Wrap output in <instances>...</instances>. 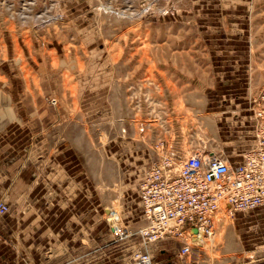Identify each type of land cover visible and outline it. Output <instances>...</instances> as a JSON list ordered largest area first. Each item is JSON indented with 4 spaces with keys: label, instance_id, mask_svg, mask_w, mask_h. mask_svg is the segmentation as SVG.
<instances>
[{
    "label": "rangeland",
    "instance_id": "rangeland-1",
    "mask_svg": "<svg viewBox=\"0 0 264 264\" xmlns=\"http://www.w3.org/2000/svg\"><path fill=\"white\" fill-rule=\"evenodd\" d=\"M231 74L248 82L233 91H246L252 136L214 153L235 161L255 144L264 106V0H0V143L39 162L63 145L78 151L96 186V264H136L139 250L154 262L164 247L195 264H264V205L222 212L186 256L183 238L146 243L138 232L152 162L177 170L196 152L166 141L200 138L207 90ZM21 242L1 232L0 264H89L71 241Z\"/></svg>",
    "mask_w": 264,
    "mask_h": 264
},
{
    "label": "crops",
    "instance_id": "crops-1",
    "mask_svg": "<svg viewBox=\"0 0 264 264\" xmlns=\"http://www.w3.org/2000/svg\"><path fill=\"white\" fill-rule=\"evenodd\" d=\"M245 84H248L245 76L217 77L212 84L216 88L207 90L201 105L204 128L197 134L200 138L193 142L189 132L181 133L176 140L168 138L166 149L213 153L248 146L246 141L252 135L248 131L251 123L246 91L244 95L242 91H233L243 86L245 89ZM237 97L238 102L232 104ZM31 157L17 143H0V200L11 207L8 213L0 214V238L1 232H6L8 244L15 246L18 239L24 246L34 245V239L45 237L55 238L60 245L71 241L74 248L83 251L88 248V262L96 264V186L78 151L63 145L43 162ZM195 259L199 263L201 257ZM257 261L258 258L250 264H258ZM154 264L195 262L190 255L181 261L164 247L156 254Z\"/></svg>",
    "mask_w": 264,
    "mask_h": 264
},
{
    "label": "built area",
    "instance_id": "built-area-1",
    "mask_svg": "<svg viewBox=\"0 0 264 264\" xmlns=\"http://www.w3.org/2000/svg\"><path fill=\"white\" fill-rule=\"evenodd\" d=\"M256 119V142L239 160L196 151L177 170L168 158L152 162L140 186L147 225L138 232L146 243L181 237L180 253L186 256L194 242L216 232L222 212L264 205V106ZM8 208L0 202V213ZM136 264H154L149 250L138 251Z\"/></svg>",
    "mask_w": 264,
    "mask_h": 264
},
{
    "label": "bare ground",
    "instance_id": "bare-ground-1",
    "mask_svg": "<svg viewBox=\"0 0 264 264\" xmlns=\"http://www.w3.org/2000/svg\"><path fill=\"white\" fill-rule=\"evenodd\" d=\"M201 240L203 241V240H205V238L204 239H201Z\"/></svg>",
    "mask_w": 264,
    "mask_h": 264
},
{
    "label": "water",
    "instance_id": "water-1",
    "mask_svg": "<svg viewBox=\"0 0 264 264\" xmlns=\"http://www.w3.org/2000/svg\"><path fill=\"white\" fill-rule=\"evenodd\" d=\"M196 230V229H195Z\"/></svg>",
    "mask_w": 264,
    "mask_h": 264
}]
</instances>
